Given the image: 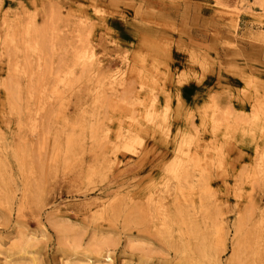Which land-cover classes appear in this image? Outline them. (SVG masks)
<instances>
[{"label":"rangeland","instance_id":"1","mask_svg":"<svg viewBox=\"0 0 264 264\" xmlns=\"http://www.w3.org/2000/svg\"><path fill=\"white\" fill-rule=\"evenodd\" d=\"M259 4L0 0V264H264Z\"/></svg>","mask_w":264,"mask_h":264},{"label":"bare ground","instance_id":"2","mask_svg":"<svg viewBox=\"0 0 264 264\" xmlns=\"http://www.w3.org/2000/svg\"><path fill=\"white\" fill-rule=\"evenodd\" d=\"M259 1H260V4H259L260 11L264 13V0H259ZM243 7H245L248 11H253L251 9V7L242 6V8ZM75 57H76V60H80L82 62H85V61H89V60L93 59V54L92 53H87V52H80V53L76 54ZM84 65H85V63H84ZM150 114H151V112H150ZM152 115H153V113H152ZM150 119H151V121H153V118H149V120ZM123 138H125V137H123ZM128 139H129L128 137L124 139V143L122 144L123 145L122 146V149L124 151H126V152H129V153H132L133 154L135 152V148L133 147V144H132L134 141L133 140H128ZM135 142H137V140H135ZM120 143H122V142H120ZM184 149H179L178 150V152L174 156L172 162L169 164V168L167 170V173H169L171 175L172 179H174L176 181H178L180 179L181 174H183V168L185 167V163L183 162V161H185V158H184V153H185L184 152ZM193 177L195 178V175ZM103 248H106V247L105 246H102V247H100L98 249H103ZM15 249L18 252L26 253L25 252V248L22 245L19 246V247L16 246ZM26 254H28V253H26ZM30 255H31V253H30ZM96 255L98 256V259L103 258L104 261L107 262V263H104V264H113L114 263L113 258L111 256L110 252H108V250L107 251L98 250L96 252ZM214 261H215V264H220L219 258L217 256L214 257ZM79 264H100V261H98V260L92 261V258L90 257L89 254H85V255L83 254V260Z\"/></svg>","mask_w":264,"mask_h":264}]
</instances>
